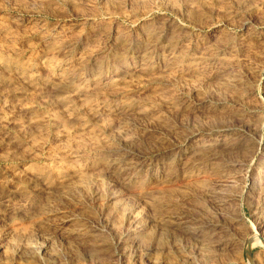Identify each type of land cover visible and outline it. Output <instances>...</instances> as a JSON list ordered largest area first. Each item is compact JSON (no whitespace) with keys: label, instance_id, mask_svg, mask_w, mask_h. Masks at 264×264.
Returning a JSON list of instances; mask_svg holds the SVG:
<instances>
[{"label":"rangeland","instance_id":"rangeland-1","mask_svg":"<svg viewBox=\"0 0 264 264\" xmlns=\"http://www.w3.org/2000/svg\"><path fill=\"white\" fill-rule=\"evenodd\" d=\"M145 29L165 30V39L180 37L178 49L182 48L181 54L184 56L189 50L196 52V60L189 61L184 56V65L181 67L155 72L141 70L128 61L125 65L120 64L117 59L128 47H146L141 39V32ZM69 42L74 45L70 48L72 51L68 57L59 52V49ZM47 51L52 55L51 58L63 61L68 68H78L85 64L92 67L94 59L110 62L116 66L114 77L119 81L113 85L98 87L97 92H89L88 101L78 100L73 112L81 117L79 121L44 129L16 128L9 132L10 135H0L1 180L11 183L13 173L16 172L17 180L24 169L31 165L42 172H49L50 178L56 179L57 176L68 175L72 170L85 174L89 171L91 174L96 168L101 169L105 162L122 158L136 159L141 164L146 161L143 164L145 169L157 166V169L165 172L163 177L166 176L169 180V186H162L165 191L158 187L160 193L164 194L159 198L163 203L161 204L158 199L151 200L148 197L153 190H158L156 186L150 187L142 182L145 184L143 187L137 183L134 188L139 184L141 186L136 188L138 193L134 188L127 191L130 195L126 192L132 200L131 208L136 214L140 213L146 219L145 222L151 217H160L168 212L172 215L176 213L173 216L183 221L179 225H165L163 229L157 225L150 226L152 229L148 227L142 236L144 242L140 248L142 254L139 255L143 256L136 260L129 259L127 264H134L135 261V264H145L146 259L152 256L159 258L163 264H192L191 260L185 261V257L196 244L209 243L208 245L213 246L215 243L216 246L219 241L227 247L221 253L211 250L213 256L217 255L213 264H232L234 259L233 264H264L261 261H264V230L260 228L257 216L258 211L264 210V149L259 148V145L264 147V85L258 82L259 70L264 67V0H0V61L16 62L24 67L38 64V75L44 81L37 82L36 86L39 87H26L32 90V95L18 96L16 99L11 94L14 86L10 85L8 89L6 84L0 82L3 89L0 88V92H3V96L0 93V115L9 120L17 118L26 122L29 117L22 111L23 107L34 106L37 115L54 113L60 121H67L68 116L62 108L50 103V95H46L48 99L42 97L46 91V81L50 77L41 58ZM10 76L14 78L15 75L9 73L8 77ZM232 78L236 80L234 86L227 84ZM20 85L22 86L16 81V89L21 88ZM220 99L222 103H219ZM203 100L206 101L204 107L194 109ZM124 101L144 107V113L117 112V104ZM90 109L92 112L99 110L100 119L93 121L85 130L83 124L91 117ZM254 125L258 127L257 134L250 130ZM123 128L129 129L125 140L118 137ZM198 131L202 132L200 136L207 132H219L226 144L216 148L217 151L203 148L206 150L202 152L201 149L199 152L204 159L210 160L217 156L214 164L211 167L213 162L203 165L205 169H201L197 178L195 176L182 180L177 177L184 162L180 161L182 155L196 143L198 136L194 133ZM64 133H67L68 138L59 142V134ZM242 141L248 144L245 145ZM75 153L77 156L72 159ZM214 166L217 167L214 169ZM170 169L171 173L176 169L177 172L166 174ZM75 199L73 202H64L73 209L76 207L88 229L95 231V235L83 249L82 255L78 256L74 246L64 247L67 250L63 248L60 253L68 251L75 258L78 256L76 264H93L87 257L89 254L98 260V264H118L117 257L112 256V259L110 255L117 250L115 242L123 235L107 234V227L100 222L101 211L94 204L80 202V198ZM165 200L171 201L166 204ZM157 203L161 206L155 210L154 205ZM57 204L61 208L67 207L60 202ZM35 207L36 205L23 209L21 217L16 215V219L10 224H1L0 232L10 231L12 235H18L16 242L21 241L20 237L24 233L31 237L46 232V235L53 237L50 238L54 239L55 246H60L59 234L54 230L47 232L40 227L35 217L40 206ZM86 217L88 218L85 219ZM120 217L119 222L122 220ZM37 229H41V233ZM192 229H199L200 233L194 236L190 233ZM202 231H206V234ZM200 234L204 236L201 238ZM254 239L262 244H257L251 255H248L245 244ZM102 241L109 246V252L92 249L102 244ZM201 263L205 262L195 264Z\"/></svg>","mask_w":264,"mask_h":264},{"label":"bare ground","instance_id":"bare-ground-1","mask_svg":"<svg viewBox=\"0 0 264 264\" xmlns=\"http://www.w3.org/2000/svg\"><path fill=\"white\" fill-rule=\"evenodd\" d=\"M164 32H165V30H158V31H156V30L152 31L151 29L143 30L141 32V39H142V41H144L146 43V47L145 48H143V47L142 48H140V47H138V48L128 47L127 51L124 52L123 55L119 56L117 61L120 62V64L123 63L124 65L126 64L125 62H127V61L132 62L133 66L135 65V67H137L141 70L144 69L148 72L149 71L155 72V71H159V70L162 71V69H163V71H166V70H168V68H171V67H173V68L176 67V69L178 67H181L182 64L184 63V62L182 63L184 56L189 61H195L196 60V56H197L196 52L194 53V52H191L189 50V51L185 52L184 56H183V54H181L182 48L178 49L180 37L177 38L176 36H174L173 38L168 39V37H167V39H165L166 33H164ZM73 45H74L73 43L69 42L68 45H64V47L60 48L59 52L65 54L69 57L71 54V51H72V50H70V48ZM51 56H50V53H48V51H47V53L41 57L42 61L44 63V64H42L43 67H45L50 73V77H48L49 79L46 81V85H45L46 91L43 92L44 95H42V97L47 98L46 95H50V99H51L50 103L52 105L56 104V105L60 106L62 108V110L64 111V114H67L69 120L67 119L66 122L65 121L63 122V120L60 121L59 117L54 113H47L46 115H44V114L42 115V113H41L40 115H42V116H40L39 114L38 115L35 114L36 110H35L34 106L33 107H23L22 111L25 112L29 117L28 120H26V122H21L20 120H17L16 116H14V118H16V120L15 119L13 120L12 118H11V120H9L7 117L0 115V135H3V134L8 135L11 130L12 131L16 130V128H18V129L19 128L20 129H30V128L38 127V128L44 129V128H49V127H54V126H60V124H62V123L66 124L67 122L79 121L81 117L75 115L73 112L74 108L77 104V101L78 100L88 101L89 98H87V97H88V94H90L89 92H95L98 87L102 88L105 86L113 85V84H115V82L117 83L119 81L118 79H116L114 77V75L117 71L115 69L116 66L112 65L110 62L94 59L92 67H91V65L85 64L84 66L78 67V68L77 67L68 68L67 65L63 61H55L53 58H51ZM2 61L3 60L0 61V70H2L0 72V82L6 84L8 86V89H9L10 85L14 86L11 94L13 95V97L15 99L18 96L30 95L32 93V90L29 88H26V87H30V88L34 87L35 88L36 84H38L37 83L38 81H40V80L43 81L40 78V76L38 75V73H39L38 70L40 69L39 68L40 66L39 67L37 66L38 64L37 65L32 64V65L24 67L22 65L20 66L16 62H7L8 60L6 62H2ZM126 67L127 66H123V68H126ZM172 70H174V69H172ZM187 71H188V69H187ZM9 73H11V74L13 73L15 75L14 78L11 77L12 75L10 76L11 78L8 77ZM157 73H159V72H157ZM44 80H46V79H44ZM16 81L22 84V86L20 85L21 88L16 89ZM234 82H236V80H233V78H232L228 81L227 84L231 83L234 86V84H233ZM258 82L261 85H264V67L261 68V70H259ZM0 85H1V83H0ZM36 87H39V86H36ZM36 89H38V88H36ZM4 91H5V89H4ZM0 93H2V96H3V92H0ZM37 93H39V92L37 91ZM4 96H5V94H4ZM39 96H40V93H39ZM52 98H53V100H52ZM208 100H210V99H208ZM205 103H206V101L203 100V102H200L199 105L197 107H195L194 109H199L202 106L204 107ZM219 103H222L221 99L219 100ZM44 106H46V105H44ZM50 106H48V107H50ZM214 108H217V107H214ZM115 109L119 113H129L131 111H134L138 114L139 112H143L144 107L135 105V104H133V102L124 101V102L117 104V107ZM186 109L189 110L190 108H186ZM208 109H210V108H208ZM91 112H92V110H91ZM99 119H100L99 110H93L89 120L83 124V128L86 130L87 128H89L88 126H90L93 121H97ZM12 120H13V122H12ZM83 128H81V129H83ZM126 128H128V127H126ZM128 130H126V129L120 130L118 137L125 140V137L129 133ZM220 130H221V128H220ZM250 130H253L255 134L258 133V127L256 125L251 126ZM201 133L202 132H199V131L194 133V135L198 136V139L195 141L196 143L193 145V147L190 148L189 151L185 150L186 152L185 153L183 152L184 154L182 155L183 157L181 158L180 162H182V161H184V162L180 166L181 170L178 173L179 175H177V177L179 176L182 180L192 179V178H195V176L197 178V175L200 173L201 169L203 168V165H206L208 162L210 163V162L215 161L214 159H216L217 156H215V158H214L210 155L212 157L210 160L204 159L205 157L203 158V156L201 155L202 153L200 154V152H199L201 149H202V152L205 151L207 148H213V149H215V151H217L216 148H219V146L226 144L225 143L226 141L218 134L219 132H217V133H214V132L208 133L207 132L206 135L200 136ZM66 134L67 133H64L61 135L59 134L57 140L59 142L66 141V139L68 138V135H66ZM244 143H245V145H246V143L248 144V142H243V144ZM245 145H243V146H245ZM132 146H133V144H132ZM259 146H260L259 148H261V150L264 149L263 146L262 147H261V145H259ZM203 148H206V149L203 150ZM221 148H224V147H221ZM261 153H263V152H261ZM218 154H219V152H218ZM72 156H73L72 159H74L77 155L75 153ZM204 156H206V154ZM16 157H17V155H16ZM225 157H226V155H225ZM68 159H70V158H68ZM135 160L134 159L133 160H129V159L125 160V158H122V159L112 161V162H107V163L105 162L104 165L101 166L102 167L101 169H100V167L96 168L97 167L96 166L95 167L96 169L94 168L95 170H93V172L91 174L89 171L85 174L84 172L79 171V170H72V171H70V173L68 175L57 176L56 179L55 178L51 179L49 172H42V171L32 167V165L27 166L17 180H16V172L13 173L12 175H14V179H13V181H11V183L8 181L7 182L4 181V179L1 180V176H0V225L1 224H3V225L10 224L14 218L16 219V215L21 217V213L23 212V209L26 210V209H28L29 206L36 205V207H37L39 205L40 211L38 214L35 215V217L38 219L37 221L40 224V227L42 229L46 230L47 232L50 230H54V232L59 234L60 239H61L60 240L61 244H59L60 246H55L54 239H52L53 237L46 235V232L41 233L40 232L41 229H40V231L38 230L39 228L37 230L41 234H37V236L33 235L30 237V236L24 235L25 234L24 233L23 236L20 237L21 238V241L19 240L20 242H16V240H17L16 237L18 235L14 236V234L12 235V233L10 231L4 232V233L0 232V264H76L77 262H75V259L78 258L79 254L82 255L83 249L87 247L86 245L88 243H91L92 237L95 235V231L88 229L86 222L83 221L84 218L80 217V213L78 212V210L75 209L76 207H74V209H73L71 207V205L69 206L67 203L64 202V200H66L67 202H69V201L73 202L74 200H76L75 198H80L79 201L80 202L84 201V203H86V204L87 203L88 204H94L101 211L100 213L102 215V221H100V222L103 223L107 227V229H106L108 231L107 234H111L114 236H117L116 234L123 235V237L120 236L119 240L117 239L118 240L117 243L115 242V244L117 245V250L115 251V253H113V254L111 253L110 257L111 258H112V256L114 258L117 257L116 259L118 260V264H127L129 262L126 263V261L129 259L136 260L140 256L139 254H142V253H140L141 243L144 242L142 236L146 232L148 227H150V226L152 227L154 225L155 226L157 225L159 228L163 229V227H165V225L166 226L170 225V224L179 225L182 223L183 220L181 219L182 220L181 221L178 217L173 216V215H177L176 213L172 215L170 212H168L165 215L162 213L163 214L162 216H160L158 214L160 217H156V216L151 217L149 220L147 219L148 220L147 222H145L146 219L144 220V217L140 213H137V214L135 213V211L132 209L133 207L131 208V201L132 200L128 197V195H130V193L127 192L128 190L130 191V189L134 188V186L137 183L142 184V182L149 184L150 187L156 186L157 189H158V187L160 189V187L166 186V184L168 185V182H169V180L166 178V176H165V178L163 177L165 175L164 174L165 172H163L160 169H157L156 168L157 166L156 167L155 166H152V167L148 166V168L145 169V167L143 165L146 162L145 160H144L145 162L143 164H141V162H138ZM151 160H153V159H151ZM221 160H223V159H221ZM30 162H31V160H30ZM218 162H220V161H218ZM148 163H150V162H148ZM213 164H214V162L210 165V167ZM71 166H72V164H71ZM80 167L81 166H79V168ZM205 167H207V166H205ZM216 167L217 166H214L213 168L215 169ZM170 168H171V166H170ZM220 168H221V166H220ZM204 169L205 168H203V170ZM6 171H7V169H6ZM221 171H223V170L221 169ZM247 171H249V170H247ZM168 172L171 173V169H170V171H166V174H168ZM174 172H177V169ZM174 172L172 171L171 174H174ZM207 172H210V171L207 170ZM87 174H89V175H87ZM145 176L147 178H143ZM170 177H172V176L170 175ZM170 181H172V180H170ZM140 184L137 187H141ZM195 185H197V184H195ZM256 185H257V183H256ZM144 186H145V184L143 185V187ZM136 188H134V189H136ZM159 189L156 191L153 190V192L151 193V196L148 195L150 193V191H149V193L147 194L148 197L152 198L151 200H153V198H155L154 200H157V199L159 200V198H162L164 194H162L163 192L160 193L161 191H159ZM161 189L164 190L163 187ZM132 191H134V190H131V192ZM135 191L138 193L139 190L137 191V189H136ZM180 191H182V190H180ZM250 191H247V192H250ZM126 192L129 194L127 195ZM140 192H142V191H140ZM146 192H148V191H146ZM146 192H145V195H146ZM184 192H185V190H184ZM191 192H193V191H191ZM243 194H245V193H243ZM137 195H139V194H137ZM156 195H158V196H156ZM184 195H186V194L184 193ZM169 196L170 195H168V197ZM143 197H144V195H143ZM172 197L174 198V196H172ZM170 201L165 200V203L169 204ZM181 201H183V200H181ZM59 202H60V204H65L67 207L61 208L62 206L60 207L57 204ZM77 202H78V199H77ZM144 203H142V204H144ZM160 203L163 204L162 201H160ZM160 203H157V205H154L155 210L159 209V207L161 206ZM145 208H146V206H145ZM201 210H202V208H201ZM169 211H171L170 208H169ZM263 211L264 210L258 211L257 216L259 218L260 228L264 230V212ZM184 214H186V213H184ZM120 216L122 217L121 222H119V220H118ZM187 216H188V214H187ZM87 218L88 217H86L85 219H87ZM96 223H98V222L96 221ZM39 224H37V225H39ZM151 227H150V229H152ZM185 227H187V226H185ZM106 230H104V231H106ZM198 230L192 229L190 233L193 234L194 236H196L200 233V232H198ZM205 232H203V233L206 234ZM214 232H216V231H214ZM219 233H221V232H219ZM201 234H200V236H201ZM202 236H204V235H202ZM202 236H201V238H202ZM50 237H52V238H50ZM207 237H209V236L207 235ZM20 238H18V239H20ZM190 239H192V238H190ZM257 239L256 240L254 239L253 241H249L245 244V249H246L245 251H247L248 255H251V252L254 249V247L260 243V242H258ZM104 240H106V239H104ZM212 240H213V238H212ZM216 241H217V239H216ZM208 242H209V240H208ZM56 244L58 245V243H56ZM206 244L207 243H202V244L200 243V245H198V246L196 244L197 248L195 246L193 248L192 252L188 253L187 258L185 257V261L187 259V261L191 260L192 264H195L197 262L198 263L199 262H205L204 264H211L212 262L216 261V260L213 261V259L216 258V256H217L215 254H214L215 256H213L211 254V250L214 249V251H218L221 253V252H224V248L227 247L225 244H222L221 241H219L216 244V246H214L215 243L213 246L208 245L209 243L207 245ZM260 244H262V243H260ZM69 246H74L76 248L77 253H78V256L76 258L74 257L73 253L70 252L73 249L72 247H71L72 249H70V251H69L70 253H67L68 251H65V253H60L64 247H69ZM263 246H264V244H263ZM108 247L109 246L105 245V243L103 242L102 244L100 243L99 245H96L92 249H94V251L106 250V252H109ZM64 249L67 250L66 248H64ZM73 251H74V249H73ZM241 254H242V252H241ZM142 256L143 255H141L140 257H142ZM219 256L221 257L222 255H219ZM87 257H89L91 259V261H93V264H98L97 263L98 260L93 258L91 256V254H89V256H87ZM222 258H223V256H222ZM145 259L143 260L144 262H145ZM256 259H257V257H256ZM234 260H232V264H233ZM261 261L264 263L263 260H261ZM135 262H134V264H135ZM99 263H100V261H99ZM142 264H143V262H142ZM145 264H163V263H162V261L159 260V258L157 259V258H154V256H152V258L146 259ZM169 264H171V263H169Z\"/></svg>","mask_w":264,"mask_h":264}]
</instances>
